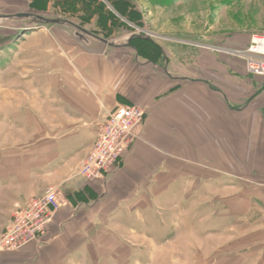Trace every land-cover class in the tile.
<instances>
[{
  "label": "crops",
  "instance_id": "0c3cea01",
  "mask_svg": "<svg viewBox=\"0 0 264 264\" xmlns=\"http://www.w3.org/2000/svg\"><path fill=\"white\" fill-rule=\"evenodd\" d=\"M75 35L92 60L87 63L80 53L77 67L85 71L92 65L97 75L88 77L85 71L88 91L74 82L68 94L46 95L47 111L40 102L32 115L25 103L36 97L20 101L21 96L0 91V113L4 116L6 106L7 118L21 119L30 131H19L17 148L0 141V233L17 211L51 189L62 205L46 236L19 251L0 252V264H142L148 241L170 235L172 245H186L190 264L201 244L210 246L212 233H218L221 250L214 264H264V76L249 75L242 59L195 47L186 64L188 76H175L180 66L172 57L154 98H148V87L133 98L125 85L124 96L134 100L130 103L145 108V124L121 169L104 181L89 182L79 169L99 123L118 105V83L105 78L107 71L117 70L116 54L109 49L118 46ZM99 45L100 51L92 49ZM47 64L54 67L52 61ZM131 70L132 65L124 76ZM5 94L15 98L12 105L4 103ZM36 114L45 118L43 125ZM186 152L181 163L180 153ZM222 179L235 184L206 189ZM169 190L170 221L157 203ZM152 260L170 263L165 254Z\"/></svg>",
  "mask_w": 264,
  "mask_h": 264
},
{
  "label": "rangeland",
  "instance_id": "374dc122",
  "mask_svg": "<svg viewBox=\"0 0 264 264\" xmlns=\"http://www.w3.org/2000/svg\"><path fill=\"white\" fill-rule=\"evenodd\" d=\"M16 14L28 17L0 20V91L21 96L20 101H28L29 96L36 97V101L25 103L28 115L33 114L35 105L45 104L46 95L53 96L55 92L68 94L74 82L78 86L82 84L87 91L90 89L86 72L88 77L96 78L97 75H94L92 65L86 72L77 67L76 57L83 54L87 60L89 56L79 47L77 42L81 38L75 37L76 33L85 39L97 38L107 41L104 43L111 47L118 46L117 49H109L111 55L116 54L117 70L110 69L105 75L106 82L110 78L118 83L119 93H115L118 105L99 123V129L108 116L121 107L145 110L142 106L131 104L134 100L124 96L125 85L133 98L144 95L146 87L149 89L148 98H154L159 94L156 86L166 78L164 68L172 57L180 66V70L173 73L185 78L188 76L186 64L191 61V50L194 52L195 47L223 52L239 60L241 58L233 51L245 50L253 35H264V0H0V15ZM41 18L60 20L63 24L45 23ZM99 46L92 49L100 51L102 45ZM73 48L79 53L73 54L70 51ZM49 61L54 65L52 69L47 68ZM130 65L132 70L125 77L124 72ZM142 67L147 69V75L143 74L146 69ZM93 93L100 96L96 89ZM10 95H4V103L12 105L15 98ZM43 105L42 111L47 109ZM6 109L4 106V116L0 113V141L5 143V147L14 149L20 143L19 131L24 130L27 134L30 131L22 128L21 119L14 118L15 121H12L7 118ZM36 116L37 122L43 125V115ZM185 155L187 157V152L184 155L180 153L181 163ZM229 170L236 172L232 167ZM184 172L187 173L186 167ZM234 184L231 179H222L210 182L206 189L215 190L221 185ZM215 192L219 195L218 191ZM171 193V190L165 191L157 200L169 221L171 213L167 209L173 203ZM213 200L218 201V198ZM217 235L211 234L210 246L200 245L198 250L201 249V252L197 251L199 255L195 254L190 264H214L213 260L221 253ZM173 242L172 235L164 241H156L153 237L147 244L146 263L142 261V264H155L152 259L156 254H165L170 262L168 264H189L184 253L186 245L175 246Z\"/></svg>",
  "mask_w": 264,
  "mask_h": 264
},
{
  "label": "built area",
  "instance_id": "2783aa9c",
  "mask_svg": "<svg viewBox=\"0 0 264 264\" xmlns=\"http://www.w3.org/2000/svg\"><path fill=\"white\" fill-rule=\"evenodd\" d=\"M220 50V49H219ZM233 54L245 61L250 75L264 76V35H253L249 46ZM146 120V111L137 107H121L101 125L97 139L79 169L89 182L104 181L112 171H119L125 156L139 139L138 130ZM62 205L57 191L30 200L17 211L12 223L0 234V252L19 251L40 241Z\"/></svg>",
  "mask_w": 264,
  "mask_h": 264
},
{
  "label": "water",
  "instance_id": "95a60500",
  "mask_svg": "<svg viewBox=\"0 0 264 264\" xmlns=\"http://www.w3.org/2000/svg\"><path fill=\"white\" fill-rule=\"evenodd\" d=\"M28 17V15H23V14H16V15H0V20H11V19H18V20H20V19H24V18H27ZM42 22H45V23H49V24H53V23H58V24H63V22L62 21H60V20H46V19H43V18H41L40 19ZM81 31H84L83 29H81V28H79ZM132 38H135V36H133ZM141 38V37H140ZM143 38V37H142ZM103 42H106L107 43V41H104V40H102Z\"/></svg>",
  "mask_w": 264,
  "mask_h": 264
},
{
  "label": "trees",
  "instance_id": "16d2710c",
  "mask_svg": "<svg viewBox=\"0 0 264 264\" xmlns=\"http://www.w3.org/2000/svg\"><path fill=\"white\" fill-rule=\"evenodd\" d=\"M136 38V37H135ZM139 39H142V37L141 38H139ZM134 40V39H133Z\"/></svg>",
  "mask_w": 264,
  "mask_h": 264
}]
</instances>
